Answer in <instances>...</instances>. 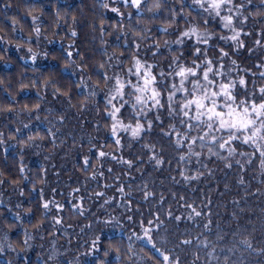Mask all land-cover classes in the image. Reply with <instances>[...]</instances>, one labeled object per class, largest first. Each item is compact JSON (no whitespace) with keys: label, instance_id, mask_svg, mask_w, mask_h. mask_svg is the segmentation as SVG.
Here are the masks:
<instances>
[{"label":"trees","instance_id":"16d2710c","mask_svg":"<svg viewBox=\"0 0 264 264\" xmlns=\"http://www.w3.org/2000/svg\"><path fill=\"white\" fill-rule=\"evenodd\" d=\"M152 2L148 0L145 5L138 27L151 30L149 34L153 40L148 43L160 42L162 55L156 57L155 62L167 68L172 56L177 54V49L173 45L169 52L164 48L163 41L174 40L175 36H165L158 29L164 25L165 17L170 16L171 9L177 12L181 10V0H162L156 17L147 11V6ZM241 2L246 5L244 16L248 17L243 31L252 33L247 38V44L255 48L253 41L257 38L256 34L264 28V0H251L250 3L249 0H236V3ZM191 3L192 0H183V8L185 13L191 12V17H195L196 11L189 8ZM32 5L37 6L33 15L39 17L41 34L50 40L65 42L66 45L74 44L73 53L79 52L86 57V71L89 73H93L99 62L105 59L102 55L105 48L108 53L117 56L121 51L125 56L131 54L123 48L124 36L112 28L121 17L100 7L97 0H69L65 3L56 0H0V35L8 43L19 44L24 48L33 46L31 40L35 34L32 32V18L28 14ZM110 7H120L125 14V31H128V11L133 12L132 24L136 25L134 9H125L117 4H111ZM57 11L61 16L60 29L55 27ZM12 18L17 20L15 32L12 30ZM101 19L106 29L103 38L99 31ZM237 26H240L239 22ZM180 27H183L182 18ZM208 28L214 31L215 37L222 34L218 23L211 19ZM70 30L77 31L78 36L72 38ZM101 39L105 43L102 44ZM132 39L129 31L128 40ZM212 43L217 44V40L214 39ZM230 43L219 42L218 47H224L231 55ZM66 45L60 49H49V63L40 66L26 64L17 54L5 52L0 46V132L6 142L10 141L12 145L17 143L10 139L17 127L22 128L24 139L37 130L45 134V129L40 126L23 129L24 120L28 121L26 117L36 111L29 112L24 106L27 104L32 109L33 105L39 104L41 107L42 100L35 92L45 88L42 86L45 80L50 81L45 88L47 91L53 93L55 85L71 95L72 107H69L65 96H57L66 108L65 114L68 113L69 118L74 115L81 117H77L75 125L69 128L66 139L69 148H75L76 151L77 146L81 147L66 174L67 177H75V184L67 187L64 180L54 187L55 194L44 190L47 199L64 204L61 225L54 226L52 222L53 216L57 215L54 207L46 218L41 215L40 189L44 188V184L39 182V177L42 166L28 165L24 161V154L15 147L0 146V173H3L0 179L5 180L0 185V191L7 199H11V203L20 202L19 210L27 217L19 223L11 221L7 214H0L1 221L9 230L8 241L16 251L22 252L26 247L21 228L32 237L41 233L43 238L40 245L32 242L30 258L19 264H43L40 261L41 253H46L52 264H62V258L63 262L69 259L74 264H264V117L258 130L255 126L241 129L222 125L214 116L198 112L195 107L190 109L187 104L181 107L185 102L177 101L175 112L165 109L161 113L163 125L154 124L149 132L145 123L141 138L132 139L123 135L122 150L117 149L111 143L107 135L108 128L102 119L104 107L99 104L103 102L101 96H97L96 101H88L91 102L88 103V110H79L84 98L72 83L79 78L71 76L70 71H61L66 59ZM145 47L142 46L140 55H146L151 63L153 57L151 52L145 53ZM216 52V48L209 50V57H213ZM74 58L79 60L78 56L74 55ZM185 58L190 61V53L185 52ZM231 59H236L241 68L256 73L255 85L253 76L249 75L246 77L247 88L244 89L239 86V77L233 72L232 79L236 81L235 99L224 97L220 103H224L227 108L264 107V96L258 91L264 87V79L258 74L264 68H255V65L264 63V48L256 49L251 54L243 49L231 55ZM33 80L37 81V87L31 86ZM92 83H96L95 75ZM22 84L27 87L22 88ZM102 89L101 82L100 91ZM12 100L15 103L10 104ZM8 108L12 110L8 111ZM149 119L154 120L155 117L150 116ZM97 122L99 131L96 130ZM163 132L171 135H162ZM73 137L78 141L75 147ZM105 141V152L131 160L134 167L129 170L126 165L111 159L103 164L97 161L95 150L89 153V148ZM36 143L41 145L43 152L56 148H53L47 136ZM145 145L154 149L155 159H150L153 152L146 150ZM75 151L72 150V153ZM85 154L92 157L87 172L81 169ZM21 159L27 170L26 175L35 181V191L32 190L33 183L20 176ZM157 160L162 161L159 166ZM109 168L112 169L111 175L108 173ZM93 169L102 171L103 177L98 175L93 180ZM116 177L121 183L117 184ZM105 184L113 187L106 190ZM74 186L81 190L75 196V203L80 207L87 205L88 197H94L96 191L114 197L115 202L109 206V213L102 214L101 218L112 220L111 214H114L115 222H99L88 232L82 230L81 224L74 223L72 232L68 222L76 221L78 216L69 203L73 200L69 193ZM120 186L125 187L123 197L117 191ZM5 187L11 191H5ZM20 189L24 191L23 196L20 195ZM37 223L40 224L39 230L34 227ZM97 237L98 250H93L92 242ZM50 256L54 258L49 259Z\"/></svg>","mask_w":264,"mask_h":264},{"label":"snow or ice","instance_id":"6c2138e0","mask_svg":"<svg viewBox=\"0 0 264 264\" xmlns=\"http://www.w3.org/2000/svg\"><path fill=\"white\" fill-rule=\"evenodd\" d=\"M100 7L105 10H109L115 13L117 16L121 17L119 21L112 25L114 30L120 32L124 36L125 42L123 48L129 51L131 54L125 56L124 52L121 51L120 55L115 53H108L105 48L102 51V55L105 57L101 62H99L98 67L93 73L86 71L87 64L85 63L86 57L81 55L79 52L75 54L71 50L75 47L74 44H69L64 50L66 53V59L61 71L71 73V76H79V79L72 81L75 88L78 90V94L83 96V101L79 105V110L84 112L88 110L89 100H94L98 95H100V84L103 83V94H104V112L102 119L106 123L108 128L107 135L110 137L111 143H113L117 149L122 150V139L123 135H127L132 139H137L142 137V133L145 131V123L147 124V131H151L154 124L163 125V119L161 118V113L167 109L169 112H175V106L177 101H184L181 107L185 104L191 109L197 105H200V97L204 96L201 107L209 105V101L212 97L215 98L216 104L213 106L216 112L220 111L221 100L224 97L229 99H235L236 92V81L232 79L233 72L239 77V86L244 89L247 88L246 77L249 75L253 76V84L255 85V75L256 73H250L248 69L241 68L237 63L236 59H231V55H236L240 53L241 50L247 49L249 54L254 52L256 49L264 48V28L256 34L257 38L253 41L255 48L248 47L247 38L252 36L251 32L243 31V26L246 24L248 17L244 16V11L246 5L241 3H236V0H192L190 9L196 11V16L191 17V12L185 13L183 8V0H181V10L177 12L174 8L171 9V14L165 17L164 25L158 29V31L165 36H175L174 40L165 39L163 41V46L169 52L172 51V46L175 45L177 49V54L173 55L171 60L168 62L167 68L162 67L159 63L155 62V58L162 55L161 44L157 40L154 43H148L153 40V37L149 34L150 29L148 27L139 28L141 13L143 12L145 5L148 4V0H97ZM251 0H249V3ZM162 0H153L151 5L147 6V11L152 13L153 17L159 15V10L161 8ZM111 4H122L125 9H134L137 17L136 25L132 24L133 12H127L128 18V31H125L124 25V13L121 11L120 7H110ZM8 5H5L7 7ZM37 10L36 5L30 6L28 14L32 18V32L37 38V43H39V38L41 36V27L39 26L37 15H33V12ZM259 14V13H258ZM56 24L55 27L60 29L62 26L59 23L61 19L59 11L56 12ZM183 19V27H180V19ZM218 23L221 33L218 37H215L214 31H210L208 28L209 20ZM66 22V21H65ZM151 22V21H150ZM239 22V27L237 26ZM17 20L12 18L13 32L16 31ZM73 24H75V17H73ZM174 29V30H173ZM95 30V29H94ZM100 35L103 38L106 29L104 27V21L101 19ZM132 33L133 39L128 40V32ZM229 33V34H224ZM54 35L56 33H53ZM70 36L76 38L78 36L77 31L70 30ZM50 44L52 40L48 37H44ZM3 37H0V41H3ZM120 36H117V40ZM216 39L217 44H213L212 41ZM229 44L231 49V55L229 51H226L224 47L219 46V42ZM101 43H105L101 39ZM131 44V47H129ZM142 46L145 53L151 52L153 57V62H148V59L140 55ZM17 50H19L20 45H16ZM120 47V45H117ZM216 48L217 52L213 57H209V50ZM7 52V49H4ZM28 53H30V59L35 63L39 55L38 52L34 51L32 47H28ZM185 52L190 53V61L185 58ZM45 56L48 55L47 52L44 53ZM79 57V60L74 58ZM2 59V57H0ZM23 59V57H22ZM226 61L230 63H225ZM256 69L264 68V63L255 65ZM241 73H243L241 75ZM259 77L264 79V71H259ZM93 75L96 76V83H92ZM50 81H43V87H47ZM32 87H37V81H32ZM21 87H27V85L22 84ZM53 97L56 98L59 95L66 97L69 107L71 104V95L68 92H63L60 87L53 86ZM219 89V92H218ZM211 91V97H208V92ZM259 93L264 96V87L258 89ZM166 94V95H165ZM39 95V94H38ZM43 99V97H40ZM15 103L14 100L10 101ZM25 109L31 112L32 110H39L40 105L35 104L32 109L28 108L25 104ZM11 111V108L7 109ZM212 110L211 108L209 109ZM51 111V109H49ZM97 114L99 110L97 108ZM150 116H154L155 119H149ZM39 115L36 116V120H39ZM65 114L62 112L59 118L55 122H49V126L45 130V134H41L40 131L35 133H30L27 139L23 138V130L21 127H17L15 132L12 134L10 139L16 140L17 144L20 146L21 153L25 147H41L40 144L36 143L37 140H44L45 136L49 139L53 148L59 145H64L66 141L61 139L64 133L61 128L64 125ZM30 125L28 123L23 124V129H29ZM96 130L99 131V123L96 124ZM162 135H171V133L163 132ZM73 139V147H75L78 141ZM92 143V140H89ZM104 143H98V145H93L89 148V153L95 150V158L101 164L104 161L111 159L117 161L121 165H126L130 170L134 167L131 160L124 159L121 155L116 153L105 152ZM6 141L4 135L0 132V146H5ZM16 147V145H12ZM146 150L153 152L150 159H155L154 149L150 146H144ZM6 150V149H5ZM48 159V157H45ZM92 157L89 154L83 155L81 169L85 172L91 167ZM157 166H159L162 161H156ZM26 168L23 165L22 159L19 166V173L23 180H28L33 183V191H35V181L29 179L26 175ZM109 175L112 173V169H108ZM46 169L41 167V173L39 177V182L43 185L46 184L44 177L46 176ZM3 173H0L2 176ZM103 177V172L93 169L92 179L96 180L97 176ZM117 184L121 183L119 177L115 178ZM5 180L0 179V185H3ZM113 187L111 184H105L104 188L110 189ZM55 189L53 193L55 194ZM80 188H73L72 192L69 193L73 197L72 201H69L71 209L74 214L79 212L83 215L82 208L75 203V196L80 192ZM117 191L123 197L125 192V187H117ZM20 195H24L23 189L19 190ZM94 195L97 198H103L105 192L96 191ZM81 199H83L81 197ZM109 203L105 200V204ZM40 206L42 208L41 215L47 217V214L54 207L57 215L53 216L54 226L61 225L62 223V213L64 211V204L55 199H46L43 187L40 189ZM20 208V205H16ZM11 211V209H9ZM15 220L20 221L22 219L19 213L15 214ZM107 223V222H106ZM11 227V225H10ZM34 227L39 230L40 224L37 223ZM58 230V229H57ZM24 245L28 246L29 240L32 239V235L25 230L24 232ZM7 240V235L4 237ZM99 237H97L93 242V250L97 249V244ZM11 247V244L8 245ZM3 247L0 246V251ZM55 253V249H53ZM54 256H50L49 259H53Z\"/></svg>","mask_w":264,"mask_h":264},{"label":"rangeland","instance_id":"374dc122","mask_svg":"<svg viewBox=\"0 0 264 264\" xmlns=\"http://www.w3.org/2000/svg\"><path fill=\"white\" fill-rule=\"evenodd\" d=\"M59 3H65L68 2L69 0H56ZM118 6H123L122 4H119ZM0 37H3L0 35ZM4 38V37H3ZM33 43V46H30L33 48L34 51L38 52L39 55L37 57V60L35 63L30 59V53H28L27 48L20 47L19 50H17L16 44H10L8 43L5 39L3 41H0V46H2L4 49H7L8 53H15L17 54L20 59L25 62L26 64L32 65V66H40V65H46L49 63L48 57L44 55L45 52L49 51V49H53L54 47L56 48H63V46L66 45L65 42H61L58 39L52 40V43H48L47 40L44 38V36L41 34L39 38V43H37V38L31 40ZM68 45H66L65 48H67ZM73 50V48L71 49ZM23 57V59H22ZM79 78V76H76ZM38 97H43L42 100V105L39 108V110H36L33 114L27 116V120H24V124L28 123L31 126H40L41 128L45 129L49 126V122H55L58 118L60 113L65 114V106L64 104H61V101L53 97V93L47 91L45 88L42 89L39 92H35ZM101 98L103 99L104 102V94H103V89L100 91ZM208 97H211V91L209 90L208 92ZM205 97L201 96L200 97V105L203 103V99ZM96 101V99H95ZM98 102V101H97ZM99 103V104H103ZM89 104L91 102H88ZM216 104L215 98L212 97L209 101V105L201 107L200 105L195 106V109L198 112H201L206 115H211L217 118V121L226 126H237L241 129H247L249 127L255 126L257 127L256 129L260 128L263 124L261 123L262 117H264V107H224V103L221 104V108L219 112H216L214 109V105ZM97 105V104H96ZM95 106V105H94ZM98 106V105H97ZM212 109L211 111L209 109ZM51 109V111H49ZM94 114V113H93ZM92 114V115H93ZM39 115L40 119L36 120V116ZM72 117V116H71ZM77 117L80 119L81 117L78 115H74L73 118H69L68 113L65 114V121L64 125L61 128V131L64 133L63 136H61V139H64L66 141L71 127L75 125V120H77ZM16 150L21 153L20 146L16 143ZM7 148L12 147L11 142H6ZM71 148V147H70ZM69 148V144L66 143L64 145H59L50 151H42V147H25L23 150L24 154V161L28 163V165H39L42 166L44 169H46V184H44V190L51 191L53 192V189L55 186L60 185L65 180V183L67 184V187H70V185L75 184V177H67V171L72 165L71 162L74 161L76 154L80 152V145L77 146V150L75 151V148ZM72 150L75 151L72 153ZM45 157H48V159H45ZM71 163V164H70ZM75 187V186H74ZM76 188V187H75ZM72 189V188H71ZM73 190V189H72ZM88 190V187L86 191ZM5 191L10 192L11 189L8 187H5ZM85 191V189H84ZM46 198V196H45ZM47 199V198H46ZM11 199H7L4 195L3 192L0 191V214H7V218H9L11 221H16L15 220V214L19 213L22 217V219H26V215L24 216L22 211L19 210L20 208H17L16 205L19 204L20 202L16 203H11ZM105 200H108L109 203L105 204ZM115 202L114 197L108 196L105 194L104 198H97L96 196L94 197H88V204L83 205L81 208L83 210V215L79 214L77 216V220L68 222L69 225H71V231L73 232V226L74 223L81 224L82 230L85 232H88L89 229L94 228V224H98L99 222H115L116 220L114 214H111V219H103L101 218L102 214H108L109 213V206L112 205ZM11 209V211H9ZM21 219V220H22ZM0 217V246L3 247V250L0 251V262L4 264H19V262H22L23 260H28L30 258L29 256V251L30 250V245H33V241L36 242L37 244L40 245L41 240L43 239L40 234L33 235L32 239L29 240L28 246L26 249L22 252L16 251L12 245L9 247V241L8 239L5 240L4 237L7 235V238L9 237V230L6 227L5 224L1 221ZM20 221H16L21 223ZM53 222V220H52ZM54 223V222H53ZM92 224V225H91ZM91 225V226H90ZM76 226V224H75ZM20 231L25 232L24 229H20ZM43 234V232H42ZM38 239V240H37ZM43 243V242H42ZM36 256V255H34ZM40 261L43 264H52V262H49L48 256L46 253H41L40 254ZM69 259H64L62 258V264H74L70 261Z\"/></svg>","mask_w":264,"mask_h":264}]
</instances>
